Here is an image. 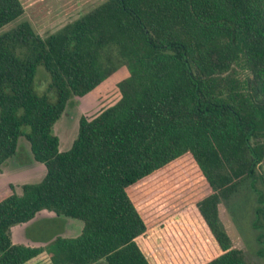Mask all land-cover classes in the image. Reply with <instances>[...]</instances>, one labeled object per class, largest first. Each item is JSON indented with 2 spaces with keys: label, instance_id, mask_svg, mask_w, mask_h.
Instances as JSON below:
<instances>
[{
  "label": "trees",
  "instance_id": "1",
  "mask_svg": "<svg viewBox=\"0 0 264 264\" xmlns=\"http://www.w3.org/2000/svg\"><path fill=\"white\" fill-rule=\"evenodd\" d=\"M23 11L0 0V29ZM38 65L54 102L34 89ZM120 65L118 101L81 116L60 151L52 127L70 98ZM21 136L46 173L20 195L0 188V264L43 250L52 264H195L208 252L198 264H250L218 204L264 162V0H104L46 37L18 22L0 33V165ZM44 209L81 220V233L13 243L10 228Z\"/></svg>",
  "mask_w": 264,
  "mask_h": 264
},
{
  "label": "rangeland",
  "instance_id": "2",
  "mask_svg": "<svg viewBox=\"0 0 264 264\" xmlns=\"http://www.w3.org/2000/svg\"><path fill=\"white\" fill-rule=\"evenodd\" d=\"M104 0H20L23 14L0 29V33L14 27L20 21H28L33 30L41 37H46L66 23L71 22L90 11ZM236 74L245 76L248 73L240 65H234ZM128 75L125 65H120L114 73L105 79L95 89L83 96L70 98L59 119L53 124L52 131L59 139V150L69 149L78 132V122L81 116L90 119L100 111L113 105L120 98L118 82ZM34 89L38 94H46L49 101L56 100L55 89L50 88V76L42 65L36 67ZM28 130V127H24ZM19 162H31L33 155L30 143L21 136L16 150ZM13 158L10 159L11 163ZM33 176V175H32ZM40 175H34L29 183L38 182ZM205 184V183H204ZM199 189V187H197ZM200 192V191H199ZM17 193H22L21 185ZM198 194L192 195L196 197ZM192 197V198H193ZM171 219L178 221L186 219L184 214H176ZM218 219L230 235L233 246L240 249L244 259L250 264H264V162L257 167V178L253 182L244 183L235 194L222 199L218 204ZM45 221H38L30 232L40 234ZM179 225V224H178ZM211 255L201 256L194 260L201 263Z\"/></svg>",
  "mask_w": 264,
  "mask_h": 264
},
{
  "label": "crops",
  "instance_id": "3",
  "mask_svg": "<svg viewBox=\"0 0 264 264\" xmlns=\"http://www.w3.org/2000/svg\"><path fill=\"white\" fill-rule=\"evenodd\" d=\"M16 155L9 157L3 164L0 165V188L7 184H13L15 191L17 187L24 183H29L27 179L34 175H40V180L46 173V168L43 163L32 159L31 162H19ZM13 158L11 163L10 159ZM33 175V176H32ZM39 180V181H40ZM18 194V193H17ZM45 221L43 224V232L33 234L30 229L37 224L38 221ZM83 222L79 219L57 215L53 211L41 210L27 222L13 225L10 228L12 242L15 244H23L31 247L45 248L57 236L61 237H76L81 233ZM22 264H52L46 250H43L38 255L25 261ZM92 264H107L105 258H101Z\"/></svg>",
  "mask_w": 264,
  "mask_h": 264
}]
</instances>
